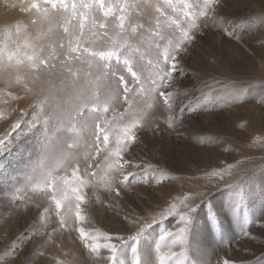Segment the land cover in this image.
<instances>
[{
	"label": "rangeland",
	"instance_id": "obj_1",
	"mask_svg": "<svg viewBox=\"0 0 264 264\" xmlns=\"http://www.w3.org/2000/svg\"><path fill=\"white\" fill-rule=\"evenodd\" d=\"M75 2L79 7L91 0ZM123 2L105 0L113 6ZM128 4L131 7L126 26L142 25L138 35L129 39L143 53V60L137 55L134 63L145 89L154 72L148 61L154 64L157 55L163 52V48L157 50L145 42L155 30L157 19L161 22L159 30L166 37L161 41L163 44L168 39L179 38V29L170 21L183 23L185 12L191 11L197 24L191 30L194 41L186 43V50L179 53L182 71L173 74V87L167 89L174 93L172 110L155 93H139V85L133 83L129 84L132 103H124L121 85V101L115 104L116 112L126 109L140 112L142 126L135 130L137 142L133 147L124 145L127 149L124 159L130 160L132 166L122 169L125 175L133 172L135 176H130L126 183L122 177L107 184L94 181V186L84 189L87 193L86 202L81 205L84 220L76 222L73 209L68 214L67 226L61 227L54 203L41 190L44 176L38 165L44 132L41 125L33 126V122L38 116L41 121L44 119L41 102L53 95L49 81L55 79L59 86L63 77L54 78L38 69H16L13 65L16 59L23 60L25 54L31 55L40 47L46 55L62 42L66 50L68 37L60 23L49 24L45 19L44 9L49 6L44 0H0V264H106L98 255L106 258L108 251L91 253L75 230L77 227H84L98 238L95 242L103 244L108 242L103 239L108 234L131 235L125 229L134 227L133 218L139 223L161 221L162 216L164 219L154 224L142 239L145 253L151 247L150 264H160V257H166L169 251L182 250L183 264H224L225 260L231 264H264V155L259 156L255 149L247 153L238 151L234 142L224 140L229 139L230 131L234 132L232 139L236 132L242 133L243 141L252 132L250 124L244 121L242 105L254 109L258 104L256 94L263 89L256 88V84L264 83L259 74L264 72V0H217L207 16L199 15L204 0H171V3L128 0ZM119 14L116 10L105 18L94 7L89 16L97 23L108 24V35L98 38L86 27L81 43L92 51L118 46L124 36L114 26ZM12 52L19 55L9 62L7 56ZM94 63H100L98 57ZM110 63L115 65L116 59ZM71 66L80 67L81 76L89 71L79 63ZM91 71L100 75L96 67ZM108 91L103 90L102 101ZM53 106L43 107L50 114ZM107 115L111 117L113 113ZM76 123L79 127L80 122ZM13 124L19 126L13 128ZM56 126L53 119L50 127ZM77 140L76 134L62 131L55 142L63 147L65 154H83L88 150L83 139H79L77 147L67 148ZM215 157L220 160L218 175L226 176L230 182L221 187H216V182L208 186V191L192 204L189 245L182 249L169 240L167 246L161 242L157 249L154 239L158 241L164 230L175 232L182 226L180 216L168 215V209L175 204L178 212H186L188 203L184 199L194 195L192 185L199 180L206 185L209 180L212 182V172L203 177L198 175L203 166L207 170L214 167ZM98 159L102 161L103 157ZM238 165H244L242 173L236 178L228 175V169ZM45 166L54 167V164L46 161ZM60 175L71 180V169ZM117 188L119 196L109 190ZM213 211L215 217L210 220Z\"/></svg>",
	"mask_w": 264,
	"mask_h": 264
},
{
	"label": "snow or ice",
	"instance_id": "obj_2",
	"mask_svg": "<svg viewBox=\"0 0 264 264\" xmlns=\"http://www.w3.org/2000/svg\"><path fill=\"white\" fill-rule=\"evenodd\" d=\"M168 2L171 3V0ZM44 3L51 10L49 11V7H45V19L49 24L60 23L63 33L67 34L66 50H64L65 44L62 42L58 43L56 47H52L46 55L44 54L45 49L40 47L38 50L34 49L31 55L25 54L23 60L16 59L13 67L16 69L22 67L29 70L38 69L54 78L63 77L60 79L59 86L55 79L49 81V88L53 95L51 98L45 97L41 102L44 119L41 121L38 116L33 122V126L41 125L44 132L38 165L44 176V188L41 190L54 203L56 215L60 217L61 227H66L68 214L73 213V209L74 220L76 222L84 220L81 209V205L86 202L87 193L84 192V189L94 186V181L107 184L108 181H116L117 177H122V182L126 183L130 176H135L133 172H128L127 175L122 172L125 166H132L130 160L124 159V153L127 151L124 145L127 144L129 147L135 145L138 139L135 130L142 125L139 119L140 112H130L127 109L125 112H116L115 104L121 101V85L123 86L124 103H132L133 98L129 96L132 89L129 84L133 83L139 85V93L145 91L149 94L155 93L168 106L169 110H172L174 93L167 89L173 87V74L182 71L179 69L178 56L181 51L186 50L184 47L186 43L194 41L191 30L196 28L197 24L194 14L191 11L185 12L183 23L179 20L170 21L179 29V38L168 39L167 43L162 44L161 41H164L166 37L159 30L160 20H156L155 30L145 42L149 47L154 45L157 50L163 48V52L157 55L154 64L152 60L148 61V64L154 68V72L150 76L148 88L145 89L139 72L135 70L137 65L134 63V57L137 55L139 60H143V53H141L140 47L134 46L129 39V36L138 35V29L142 25L128 23L126 26L127 13L131 7L128 0L115 6L106 4L105 0H91V3H82L79 7L75 0H72L71 3L69 0H44ZM216 3L217 0H204L199 15L207 16ZM33 6L38 7L35 4ZM94 7L102 11L105 18L113 15L116 10L120 13L115 18L114 26L124 36L122 42L110 50L92 51L90 47H85L81 43L85 37L86 27L93 36L98 38H105L108 35V24L97 23L94 17L89 16V12ZM187 7L191 8V5H187ZM157 11L163 14L161 9L158 8ZM57 17L62 19L58 21ZM96 29H100L102 32H97ZM113 44L115 45L116 42L114 41ZM57 48L60 51H57ZM18 55V52H12L7 56V60L11 62ZM97 57L100 63H94V58ZM113 58L116 59L115 65L110 63ZM77 63L86 65L89 71L83 72V76H81L83 70L80 67L71 66ZM93 67L99 69V76L91 71ZM126 76H130L131 80L126 79ZM89 77L92 78L88 79ZM113 83L115 87H113ZM104 89L109 91L102 101L101 94ZM45 104L54 105L52 113L49 114L45 111L43 107ZM85 110H88L87 115ZM110 111L113 113L111 117L107 115ZM53 119L57 121L55 128L50 127ZM77 121L80 122L79 127ZM125 121L129 122L125 123ZM18 126V124L12 125L13 128ZM62 131L74 133L78 138L73 144L67 145L68 149L77 147L79 139H83L88 150L83 154L79 152L65 154L63 147L55 142L59 139V134ZM99 157H103V160L98 159ZM46 161H51L54 167H46ZM67 169H71V180L60 175ZM109 190L115 191L117 196L120 195L118 188ZM194 203L195 201L188 202L186 212H178L175 204L168 209V215L176 213L180 216L182 226L175 232L164 230L159 235L158 241L154 239L153 242L157 249L161 246V242H165L164 246H167L166 242L169 240L172 245H181L182 249L183 246L189 245L191 213L194 212L192 204ZM45 211L47 212L49 209H45ZM214 217L215 212L213 211L209 219L212 220ZM125 219H128V216H125ZM163 219L162 216L161 221ZM161 221L153 219L138 223L137 219L133 218L134 227L125 229L132 233L131 235L124 237L108 234L103 237L108 242L103 244L95 242L98 238L92 233L86 232L84 227H77L75 230L78 231L80 239L84 241L85 247L91 253L98 255L101 249L108 251L109 255L106 258L98 255L99 259L106 260V264H150L151 247L145 253L141 248L142 239L154 224L157 225ZM183 255V250L180 253L169 251L166 257H160V264H164L165 260H167V264H183L180 259ZM224 264H231V262L225 260Z\"/></svg>",
	"mask_w": 264,
	"mask_h": 264
},
{
	"label": "bare ground",
	"instance_id": "obj_3",
	"mask_svg": "<svg viewBox=\"0 0 264 264\" xmlns=\"http://www.w3.org/2000/svg\"><path fill=\"white\" fill-rule=\"evenodd\" d=\"M259 74L261 75L260 76L261 79L264 81V72H259ZM256 88H263L261 90H258V93L256 94V96H258V99L255 100L258 102L257 106L253 109L249 105H242L243 107H245L244 121L245 123L250 124L249 127L252 128L251 134L243 141L244 135L242 133L236 132L235 139H232L233 136L231 135L234 134V132L230 131L229 139H224V140L226 142L227 141L234 142L236 144L238 151L241 150L244 153H247L248 151L252 152L255 149L256 150L255 152L259 156H263L264 155V115H263V112L260 110V107L262 105L264 106V103H262V101H264V83L256 84ZM217 161H220V160L217 157H215V162L213 161L215 163L214 167H212V169L210 170H207L206 166H203V168H201V171H199V175H198V177H203L205 176L207 172H212V175H211L213 178L212 182L209 180L208 181L209 185L208 184L206 185L204 181L199 180L196 184H193L192 189L194 188L195 193L192 197L188 196V198H185L184 199L185 202L188 203L190 201H195L199 199L208 191L207 188H210L208 186L215 185V182L218 183V186L216 187H221L222 184L230 182V181H227L228 178L226 176L218 175L220 173V169L218 167ZM243 167L244 165H241V166L238 165L237 168H234V167L229 168L228 175L234 176V178L238 177L239 173H242ZM205 188L206 190L204 191L203 189Z\"/></svg>",
	"mask_w": 264,
	"mask_h": 264
}]
</instances>
